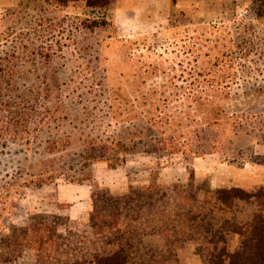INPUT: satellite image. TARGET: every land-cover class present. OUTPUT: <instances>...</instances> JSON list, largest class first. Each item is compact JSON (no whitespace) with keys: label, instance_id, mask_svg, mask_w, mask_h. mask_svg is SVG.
<instances>
[{"label":"rangeland","instance_id":"374dc122","mask_svg":"<svg viewBox=\"0 0 264 264\" xmlns=\"http://www.w3.org/2000/svg\"><path fill=\"white\" fill-rule=\"evenodd\" d=\"M186 1L187 13H170L166 37L162 22L151 29L150 15L117 19L123 0H113L112 21L94 29L81 27L98 15L82 0L65 8L14 0L0 9V264H9L11 236L20 254L13 264H33L36 256L71 264V220L87 223L89 214L69 213L91 204L94 183L125 192L156 163L161 183L184 181V158L196 149L202 157L214 150L221 158L232 153L239 165L248 158L264 164L259 0ZM39 45L49 58L32 53ZM156 136L178 152L159 159L117 151L133 142L145 148ZM103 144L105 153L91 157ZM43 179L51 181L40 185ZM43 215H52L51 227L55 216L68 220L55 233L63 239L40 236Z\"/></svg>","mask_w":264,"mask_h":264},{"label":"trees","instance_id":"16d2710c","mask_svg":"<svg viewBox=\"0 0 264 264\" xmlns=\"http://www.w3.org/2000/svg\"><path fill=\"white\" fill-rule=\"evenodd\" d=\"M43 1L62 8L71 2ZM82 1L86 7L97 10L98 15L84 20L81 27L94 29L107 25V19L112 21L109 10L113 0ZM259 3L262 17L264 0ZM34 23L36 27L42 26L44 20ZM36 32L38 41L43 42L45 36ZM32 53L44 58L51 56L44 45L37 46ZM156 137H160L156 143L145 148L133 142L117 151L145 152L159 159L178 152L172 150L175 146L171 147L164 136ZM105 149L104 144L98 149L92 147L89 154L95 157L96 152L104 154ZM189 153L184 158L187 172L184 181L161 183V166L156 163L146 166L142 171L145 177L130 181L125 192H113L96 183L91 185L92 210L88 222L71 220L74 228L71 227L66 238L74 256L71 264H264V184L250 189L213 187L209 177H197L194 172L193 159L204 152L196 149ZM47 181L43 179L39 183ZM50 216L43 215L36 228L43 239L48 233H57L59 227L67 228L68 220L58 216L49 226ZM55 238L63 239L61 233L55 234ZM17 243L14 236L7 239L4 260L9 264L20 260V254L13 248H17ZM34 259L33 264L50 263L49 257Z\"/></svg>","mask_w":264,"mask_h":264},{"label":"crops","instance_id":"0c3cea01","mask_svg":"<svg viewBox=\"0 0 264 264\" xmlns=\"http://www.w3.org/2000/svg\"><path fill=\"white\" fill-rule=\"evenodd\" d=\"M14 0H0V9L13 3ZM208 0H197L196 2H207ZM215 4H220V0H214ZM188 3L186 0H123L119 4L120 7L115 8V16L121 18L122 14L127 15H141L145 17L150 15L151 29L154 30L159 27V21L162 22L164 28L163 37H166L169 29V15L174 8L181 9L183 12L188 11L183 5ZM165 24V25H164ZM154 33V32H152ZM157 36L161 32H155ZM251 154H256L254 148ZM220 158V159H219ZM223 160V161H222ZM244 163L239 165L235 162V155L227 153L221 158L219 151H212L204 157H195L193 159L194 172L197 177H209L210 183L213 187L228 188L240 187L243 189H250L257 185L264 184V164L251 161L249 158L243 160ZM75 213L70 214L69 217L73 219L81 218L89 214L91 210L90 202H83ZM83 210V211H82Z\"/></svg>","mask_w":264,"mask_h":264}]
</instances>
